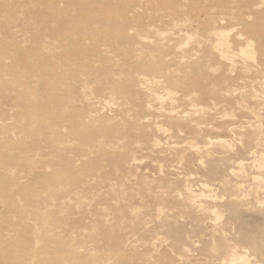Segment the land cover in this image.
I'll return each instance as SVG.
<instances>
[{"label": "rangeland", "instance_id": "1", "mask_svg": "<svg viewBox=\"0 0 264 264\" xmlns=\"http://www.w3.org/2000/svg\"><path fill=\"white\" fill-rule=\"evenodd\" d=\"M234 2L0 0V264H264V2Z\"/></svg>", "mask_w": 264, "mask_h": 264}, {"label": "bare ground", "instance_id": "2", "mask_svg": "<svg viewBox=\"0 0 264 264\" xmlns=\"http://www.w3.org/2000/svg\"><path fill=\"white\" fill-rule=\"evenodd\" d=\"M235 0H233V3H235L234 2ZM239 1V0H238ZM264 2V0H259V3L257 4V5H259L260 6V4H262ZM213 3V2H212ZM238 2L236 1V3L235 4H237ZM243 3V2H242ZM229 5H231L230 3H229ZM225 7H226V5H224ZM219 9V8H218ZM245 9V8H244ZM140 10V9H139ZM182 11V10H181ZM248 11V10H247ZM252 12V11H251ZM175 13V12H174ZM173 13V14H174ZM210 15V14H209ZM209 17H211V16H209ZM224 17V16H223ZM222 18V17H221ZM225 18V17H224ZM233 18V17H232ZM233 20V19H232ZM201 22V21H200ZM217 24V23H216ZM215 25V24H214ZM151 27V26H150ZM149 27V28H150ZM154 28H155V26H153ZM148 28V29H149ZM193 28V27H192ZM235 29V28H234ZM192 31V30H191ZM209 32V34H211V35H213L215 38H217V40H215L214 42H213V44H212V49H213V51L215 52V56H216V54L218 55V57L219 58H222V57H224V58H229V57H232V44H231V38H229V32L226 30V29H224V28H217L216 26H213V28L212 29H210V31H208ZM183 33V32H182ZM194 35H195V33H194ZM210 35V36H211ZM242 36V35H241ZM163 37V36H162ZM180 39V38H179ZM249 41V40H248ZM251 43V42H250ZM187 44V43H186ZM248 44V43H247ZM181 46V45H180ZM248 46V45H247ZM245 47H246V45H245ZM180 48V47H179ZM242 53H246V54H248V57L250 58V59H254V57H255V53H254V51H253V49L250 47V46H248V48L246 49V50H240ZM245 54V55H246ZM234 55V54H233ZM239 55V54H238ZM173 57V56H172ZM184 59V58H183ZM182 60V59H181ZM167 64V63H166ZM234 67V66H233ZM142 68H144V67H142ZM247 71V70H246ZM45 77V76H44ZM178 78V77H177ZM172 85V84H171ZM171 92V91H170ZM169 93V92H168ZM38 96V95H37ZM161 97V96H160ZM168 97H170V96H168ZM158 98H159V95H158ZM35 99V98H34ZM170 99V98H169ZM158 101V100H157ZM171 102H173V101H171ZM160 104V103H159ZM91 112V111H90ZM177 113V112H176ZM172 114H174V113H172ZM177 117H178V114H177ZM87 118V117H86ZM80 119V118H79ZM75 121V120H74ZM173 121V120H172ZM177 121H178V119H177ZM78 123H80V121L78 122ZM57 127V126H56ZM17 128V127H16ZM82 129V128H81ZM17 130V129H16ZM74 132H76L75 130H74ZM73 134V133H72ZM54 135V134H53ZM57 135H59V134H57ZM73 135H75V136H77V133L76 134H73ZM58 138V137H57ZM64 143V142H63ZM71 144V143H70ZM92 149V148H91ZM29 153V152H28ZM29 154H31V153H29ZM32 160H33V158H32ZM235 162V161H234ZM236 163V162H235ZM243 164V163H242ZM32 174V173H31ZM66 175V174H65ZM55 177V176H54ZM63 177V176H62ZM65 177V176H64ZM62 179V178H61ZM65 179V178H64ZM252 181V180H251ZM50 189V188H49ZM51 189H52V187H51ZM80 190H78V192H76V194H77V196H75V197H73V196H71L69 193H68V195L70 196H66L64 199H63V202H62V204L63 205H72L74 202H77L78 204H83V202H86V200L84 199L83 200V197H80V195H81V193L79 192ZM51 192V191H50ZM50 192H48V193H50ZM82 192V191H81ZM6 200V199H5ZM53 201V200H52ZM14 205H15V203H14ZM17 206L18 205H16V208H17ZM18 209H19V207H18ZM20 210V209H19ZM18 211V210H17ZM20 212V211H19ZM14 222V221H13ZM16 223V222H15ZM6 238H8V237H6ZM6 248H7V245H6Z\"/></svg>", "mask_w": 264, "mask_h": 264}]
</instances>
